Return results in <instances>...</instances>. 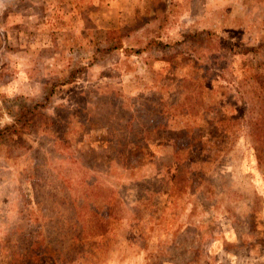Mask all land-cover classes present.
Here are the masks:
<instances>
[{"label":"rangeland","instance_id":"obj_1","mask_svg":"<svg viewBox=\"0 0 264 264\" xmlns=\"http://www.w3.org/2000/svg\"><path fill=\"white\" fill-rule=\"evenodd\" d=\"M262 46L264 0H0V264H264Z\"/></svg>","mask_w":264,"mask_h":264},{"label":"trees","instance_id":"obj_2","mask_svg":"<svg viewBox=\"0 0 264 264\" xmlns=\"http://www.w3.org/2000/svg\"><path fill=\"white\" fill-rule=\"evenodd\" d=\"M262 47H264V46H262ZM263 52H264V50H263ZM27 114V112L26 111H23L22 112V115L24 116V115H26ZM172 129V128H171ZM180 128H174V129H172V130H170L171 132H173V135L175 136V137H177V132L179 131L180 132ZM166 131L168 132V129H166ZM178 149H180V148H178ZM196 151H198V150H196ZM186 164L188 163V162H185ZM101 221V220H100Z\"/></svg>","mask_w":264,"mask_h":264}]
</instances>
